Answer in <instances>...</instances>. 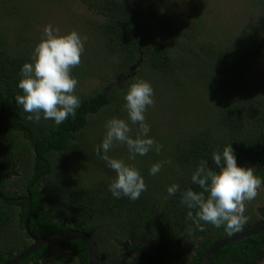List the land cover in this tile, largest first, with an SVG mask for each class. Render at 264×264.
Segmentation results:
<instances>
[{"label": "trees", "instance_id": "1", "mask_svg": "<svg viewBox=\"0 0 264 264\" xmlns=\"http://www.w3.org/2000/svg\"><path fill=\"white\" fill-rule=\"evenodd\" d=\"M77 1L90 13L86 25H93L101 44L86 50L84 63L72 69L79 81L76 93L81 106L74 119L57 126L52 120L28 119L30 114L15 101L22 94L17 87L20 69L30 62L35 47L23 24L39 21L43 10L33 0H0V264L31 243L23 229L27 196L32 206L31 235L82 231L94 239L100 264L105 260L118 264L121 246L120 258L127 264H199L205 251L230 233L211 224L196 230L180 193L167 197L166 187L178 183L181 190L200 191L190 182L191 172L202 159L215 168L212 152L230 143L237 164L255 167V174L264 179V0H246L251 11L245 20L234 17L232 25L215 29L206 28L203 11L178 20L166 13L164 0ZM87 75L98 80L89 90L81 82ZM118 76L121 88L115 85ZM140 79L149 82L155 93L146 121L151 116L163 119L166 131L148 122L149 135L163 148L137 156L138 164L124 160L140 170L147 185L138 200L130 201L116 199L108 191L115 173L96 148L104 137L105 122L127 115L124 95ZM108 87H113L109 93ZM132 129L135 135L137 126ZM123 154H129L124 145H115L109 153L118 159ZM71 155L101 173L91 178L72 171ZM149 156L165 162L155 176L146 170ZM8 186L15 191H7ZM257 212L242 229L264 221V206ZM53 246L58 248L52 258ZM131 256L135 257L129 262ZM87 260L86 245L69 241L44 245L17 264H87ZM263 260L261 234L223 248L212 264Z\"/></svg>", "mask_w": 264, "mask_h": 264}, {"label": "clouds", "instance_id": "2", "mask_svg": "<svg viewBox=\"0 0 264 264\" xmlns=\"http://www.w3.org/2000/svg\"><path fill=\"white\" fill-rule=\"evenodd\" d=\"M85 42L86 37L76 30L61 33L51 24L44 26L30 62H25L20 69L21 79L17 83L22 94L17 95L15 101L30 114L28 119L37 122L42 118L52 120L59 126L69 117H76L81 98L76 93L79 81L72 75V69L81 63ZM154 96L149 82L137 80L124 95L127 119L113 117L105 122L106 131L96 152L115 173L108 191L116 199L127 197L136 201L147 191V185L138 168L109 155L113 147L126 146L130 159L150 152L159 153L163 148L149 135L151 126L145 116L147 109L155 103ZM132 125L138 128L135 135ZM211 162L215 168L202 159L191 172L190 182L200 191L191 187L181 190L178 183H172L166 187L167 197L180 193L181 204L189 209L188 219L198 231H204V225L211 224L218 229L223 227L230 234L238 232L248 220L245 202L258 196V190L264 187V179L255 174V167L237 164L231 143L222 150L213 151ZM164 163H153L149 174H158ZM192 210H195V215ZM188 231L192 235L193 230L189 228Z\"/></svg>", "mask_w": 264, "mask_h": 264}, {"label": "rangeland", "instance_id": "3", "mask_svg": "<svg viewBox=\"0 0 264 264\" xmlns=\"http://www.w3.org/2000/svg\"><path fill=\"white\" fill-rule=\"evenodd\" d=\"M34 4H37L43 13H38L39 21L31 23L27 21L26 29L28 38L30 40H35V45L40 41L43 28L45 25L51 24L55 27H58L61 30V33L68 32L70 30H76L82 37H86L85 49H98L101 44L98 34L93 30V25H86V21L90 18V13L79 3L77 0H33ZM164 6L166 13L174 15L180 21L193 17L196 12L204 13L203 19L205 20L206 28L215 29L218 26H228L232 25V18H241L242 20L246 19L247 14L251 11L249 8L251 5L246 0H164ZM43 15V16H42ZM7 19V17H5ZM31 23V24H30ZM17 25L14 24L10 30L12 32L16 31ZM85 50V51H86ZM86 56L83 54L81 57V63ZM80 63V64H81ZM158 78H161L158 77ZM158 79L156 80V82ZM83 88L92 89L97 86L98 80L89 75L82 77L81 80ZM80 90V89H76ZM165 117H169L167 113H163ZM127 116V115H126ZM126 116H123L122 119H125ZM202 121L206 118L201 117ZM198 120V119H197ZM148 122L151 126H156L166 131V125L163 119L158 117L151 116L148 119ZM207 121H204V124H207ZM90 137V136H89ZM90 139H92L90 137ZM93 141V139H92ZM169 145H171L172 140H169ZM151 156V155H150ZM148 157V164L146 167L147 173L149 174V169L153 163H155L151 157ZM78 157V158H77ZM120 157V156H119ZM76 155H71V170L76 172L80 171L81 175H89L91 178H95V174H100L101 171L93 169V167L88 166V164L83 162L82 159ZM120 159L123 160H132L130 159L129 154H123ZM152 161V163H150ZM137 163V162H136ZM138 164V163H137ZM166 172L164 171V174ZM150 175V174H149ZM153 176V175H152ZM9 181L15 182L14 177H10ZM7 191H15L14 187H6ZM264 206V187L258 190V196L252 201L245 202L247 217L252 215H257V210ZM119 247V246H117ZM57 246L52 247L51 256L53 258V252L57 250ZM98 251V250H97ZM179 251V250H178ZM182 253V249L180 250ZM122 246L120 250L116 253L119 257L117 260L118 264H127L125 258H120L122 256ZM135 256H131L128 261L134 259ZM50 258V256H49ZM105 263L108 262L105 260ZM48 264V263H42ZM258 264H264V260Z\"/></svg>", "mask_w": 264, "mask_h": 264}, {"label": "water", "instance_id": "4", "mask_svg": "<svg viewBox=\"0 0 264 264\" xmlns=\"http://www.w3.org/2000/svg\"><path fill=\"white\" fill-rule=\"evenodd\" d=\"M120 78L121 77L118 76L115 81V85L118 88H121ZM112 88L113 87L106 88L105 92L109 93V91ZM2 175H3V170L0 167V181H1ZM24 200L27 202L28 212H27L25 223L23 225V229L27 237L30 239L31 243L29 244L27 248H25L19 254L13 257L11 260L6 261L3 264H17L44 245H48L51 243L69 242V241H82L86 245V248H87V253H88L87 264H100L98 253H97V245L94 239L82 231L73 230V229H62V230L53 232L47 236H44L42 238H36L33 235H31L28 230V222H29V218L31 215V209H32L31 199L29 196H27L26 198H24ZM261 234H264V221L251 225L247 228L241 229L238 232L225 235L222 238L218 239L216 242H214L205 251L199 264H212L218 252L221 251L223 248L233 243L239 242L241 240H245L247 238L261 235Z\"/></svg>", "mask_w": 264, "mask_h": 264}]
</instances>
